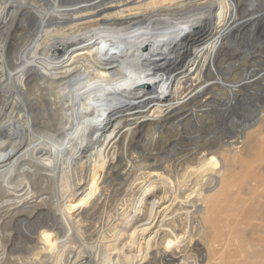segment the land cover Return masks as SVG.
<instances>
[{
    "label": "bare ground",
    "instance_id": "6f19581e",
    "mask_svg": "<svg viewBox=\"0 0 264 264\" xmlns=\"http://www.w3.org/2000/svg\"><path fill=\"white\" fill-rule=\"evenodd\" d=\"M263 233L264 0H0L1 264H245Z\"/></svg>",
    "mask_w": 264,
    "mask_h": 264
},
{
    "label": "rangeland",
    "instance_id": "374dc122",
    "mask_svg": "<svg viewBox=\"0 0 264 264\" xmlns=\"http://www.w3.org/2000/svg\"><path fill=\"white\" fill-rule=\"evenodd\" d=\"M233 41L234 40H232L231 43ZM150 53L153 54L152 52H150ZM229 141L232 142V140H229ZM141 149L142 148H140V151H141ZM251 227H252L251 229H255V227L253 225ZM253 237L256 240V244L259 247H263L264 246V233L263 234H259L258 236L254 235ZM195 238L198 239L197 237H195ZM245 258H246V260L243 261V263L245 262V264H264V250H262V249L261 250H257L255 253H252V252L248 251V253H247Z\"/></svg>",
    "mask_w": 264,
    "mask_h": 264
}]
</instances>
